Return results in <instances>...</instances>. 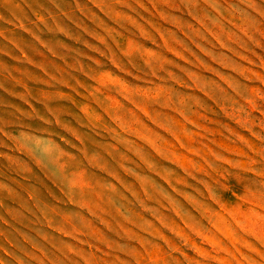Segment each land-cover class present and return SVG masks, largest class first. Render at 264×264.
Returning a JSON list of instances; mask_svg holds the SVG:
<instances>
[{"label":"rangeland","instance_id":"374dc122","mask_svg":"<svg viewBox=\"0 0 264 264\" xmlns=\"http://www.w3.org/2000/svg\"><path fill=\"white\" fill-rule=\"evenodd\" d=\"M0 264H264V0H0Z\"/></svg>","mask_w":264,"mask_h":264}]
</instances>
